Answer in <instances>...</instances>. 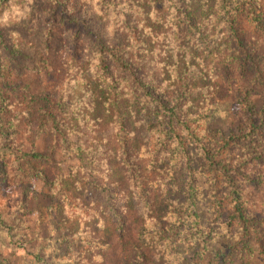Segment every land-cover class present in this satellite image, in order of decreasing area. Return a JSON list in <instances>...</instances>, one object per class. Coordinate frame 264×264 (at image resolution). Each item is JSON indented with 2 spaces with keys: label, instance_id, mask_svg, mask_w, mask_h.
<instances>
[{
  "label": "trees",
  "instance_id": "16d2710c",
  "mask_svg": "<svg viewBox=\"0 0 264 264\" xmlns=\"http://www.w3.org/2000/svg\"><path fill=\"white\" fill-rule=\"evenodd\" d=\"M234 89L238 127L214 129ZM11 178L22 213L49 200L64 264L264 259V0H0V189Z\"/></svg>",
  "mask_w": 264,
  "mask_h": 264
},
{
  "label": "rangeland",
  "instance_id": "374dc122",
  "mask_svg": "<svg viewBox=\"0 0 264 264\" xmlns=\"http://www.w3.org/2000/svg\"><path fill=\"white\" fill-rule=\"evenodd\" d=\"M23 85H27L33 92H39L43 87V77L36 71H26L21 78ZM259 101V99H257ZM238 95L236 90L228 96L218 107L215 120L211 123L214 129H222L225 132L235 130L239 120ZM48 145L46 137L39 139L34 145L28 143L26 149L32 148L45 151ZM22 192L14 182L9 183L0 189V217L4 219L11 230V234H19L16 241L21 242L15 245L10 242V237L6 233L0 234V254L4 257H13L14 264H27L31 253L42 250L52 264H64L65 259L60 256L61 249H57L54 238L50 237V225L40 220V205L48 204L49 200L38 197L29 201L28 209L25 213L20 211ZM206 208V204H205ZM207 209V208H206ZM54 241V242H53ZM249 264H264L263 256L257 255Z\"/></svg>",
  "mask_w": 264,
  "mask_h": 264
}]
</instances>
